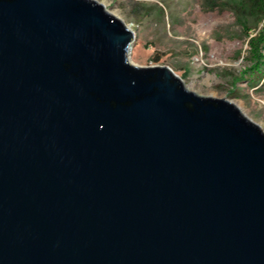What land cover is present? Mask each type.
<instances>
[{"label": "water", "instance_id": "1", "mask_svg": "<svg viewBox=\"0 0 264 264\" xmlns=\"http://www.w3.org/2000/svg\"><path fill=\"white\" fill-rule=\"evenodd\" d=\"M98 0H0V264H264V128Z\"/></svg>", "mask_w": 264, "mask_h": 264}, {"label": "rangeland", "instance_id": "2", "mask_svg": "<svg viewBox=\"0 0 264 264\" xmlns=\"http://www.w3.org/2000/svg\"><path fill=\"white\" fill-rule=\"evenodd\" d=\"M98 1L135 30L133 62L171 67L189 89L229 98L264 128V82L246 73L264 18L247 11L249 0Z\"/></svg>", "mask_w": 264, "mask_h": 264}, {"label": "trees", "instance_id": "3", "mask_svg": "<svg viewBox=\"0 0 264 264\" xmlns=\"http://www.w3.org/2000/svg\"><path fill=\"white\" fill-rule=\"evenodd\" d=\"M245 6L256 18H264V0H249V4ZM249 43L252 64L246 73L249 83L256 85L264 82V33L262 36L252 37Z\"/></svg>", "mask_w": 264, "mask_h": 264}]
</instances>
